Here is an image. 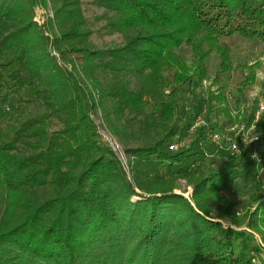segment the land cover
I'll use <instances>...</instances> for the list:
<instances>
[{
	"label": "trees",
	"instance_id": "obj_1",
	"mask_svg": "<svg viewBox=\"0 0 264 264\" xmlns=\"http://www.w3.org/2000/svg\"><path fill=\"white\" fill-rule=\"evenodd\" d=\"M49 1L52 38L33 21L45 0H0V264H264V187L238 211L223 194L241 174L238 158L192 166L191 148L164 149L192 124L178 92L206 78V57L216 53L225 72L233 36L264 46V0H97L124 38L106 49L92 47L79 0ZM48 44L71 70L52 62ZM184 46L190 65L176 53ZM90 85L106 116L138 119L146 140L125 151L154 160L155 172L132 167L134 186L96 140ZM12 96L42 109L20 110ZM207 98L206 123L208 114L231 121L215 106L221 94ZM258 136L251 146H264V128ZM180 179L191 200L174 193Z\"/></svg>",
	"mask_w": 264,
	"mask_h": 264
},
{
	"label": "rangeland",
	"instance_id": "obj_2",
	"mask_svg": "<svg viewBox=\"0 0 264 264\" xmlns=\"http://www.w3.org/2000/svg\"><path fill=\"white\" fill-rule=\"evenodd\" d=\"M79 1L85 27L90 31L89 41L92 47L95 49H106L121 46L124 43V38L119 32L111 30L107 25V19L111 14L97 0ZM52 18L49 0H45V4L38 3L33 7V21L40 28V32L49 38H52L51 35H53L50 32V27L52 26L49 27L52 23L47 24L46 19L51 20ZM45 26H48L49 29L47 30ZM50 46V44L47 45L46 54L53 63L63 66L60 54L56 50L50 49ZM52 51H55L57 55H53ZM228 51L230 68L227 71L220 72V58L216 53H211L205 59L206 78L202 80L201 84L191 87L185 85L179 90L178 105L186 116L192 117V124L186 129L181 140L174 141L178 144L176 150L168 148L172 142L164 149L171 153H177L191 148L189 153L193 155L190 158V160L194 161L191 164L192 166L195 164L201 165V163L203 165L211 160L215 168H223L231 158H238V167L241 174L223 194L240 211L244 204L252 209L254 203H249V195L254 193L258 184L264 187V171H262L264 146H251L254 141L250 142V137L258 135L264 128V46L254 41L233 36L229 41ZM176 53H178L183 63L190 65L191 55L187 46H184L182 51H176ZM75 56L71 55L73 62L78 64L79 58L75 59ZM65 64L66 66L63 67L67 71L72 69L71 65ZM77 69L79 74V68ZM250 74H253V80L246 85L244 84L245 77ZM129 84L132 89L136 88V83L133 79L129 78ZM90 93L97 104L96 111L90 113V118L95 128L96 140L105 152L108 151L109 146L102 141L101 134L104 133L106 137L111 136L116 141L118 145L116 150L124 158L123 165L120 164L125 169L126 178L134 186L132 167L133 169L139 168L155 172L154 160L139 161L125 151L126 149H135L142 146L146 140L140 132L138 119L126 111L121 115L114 116L111 113V115L106 116L105 111L107 109H103V104H107V102L103 99L101 105L99 104L98 95H96L91 85ZM210 93L221 94L223 100L214 104L216 107L224 108L231 121H227L224 115L216 118L214 114H208L209 122L207 121L208 124L206 123L207 97ZM9 102L14 106L16 105L20 110L31 113L42 109L37 103L20 102L16 96L10 97ZM260 106L263 107L262 110H260ZM250 116L252 117L250 118ZM108 121L112 126H116L121 130V135L114 134L108 128ZM202 122L205 123V126L207 124L205 137H201L199 142L191 146L197 137V130L202 125ZM211 126L215 127L214 131L220 133L218 139L210 138L209 130ZM60 127L61 122L57 118L52 117L50 130L56 131ZM242 139L247 142L245 146ZM194 152H198V154L194 155ZM134 189L136 192L138 191L136 187ZM173 191L191 200L192 187L184 180H177ZM138 199L139 197L137 196L132 197V200Z\"/></svg>",
	"mask_w": 264,
	"mask_h": 264
},
{
	"label": "built area",
	"instance_id": "obj_3",
	"mask_svg": "<svg viewBox=\"0 0 264 264\" xmlns=\"http://www.w3.org/2000/svg\"><path fill=\"white\" fill-rule=\"evenodd\" d=\"M52 54L53 55H57V53L54 51H52ZM260 108V110H262L263 109V107L262 106H260L259 107ZM202 125H204L205 123L204 122H202L201 123ZM202 125H200V126H202ZM191 129H193L192 127H191ZM209 132H210V138H212V139H218L219 138V135H220V133L219 132H217V131H214L213 129H210L209 130ZM107 135H109V134H107ZM110 136V135H109ZM111 137V136H110ZM106 137V135H104V133L103 134H101V139H102V141L103 142H105V143H107L108 144V146H109V149L112 151V153L116 156V158L120 161V163L123 165V160H124V158L117 152V150H116V148H118V145H117V143H116V141L111 137ZM255 142V141H258L259 140V136L258 135H255L254 137H250V142H253V141ZM242 141H243V143H244V146L246 145V141L244 140V139H242ZM249 142V143H250ZM234 146V145H233ZM177 147H178V144H177V142H172L169 146H168V148L170 149V150H176L177 149ZM235 149V148H234ZM123 169H124V167H123ZM125 170V169H124ZM262 171H264V165H263V167H262Z\"/></svg>",
	"mask_w": 264,
	"mask_h": 264
}]
</instances>
